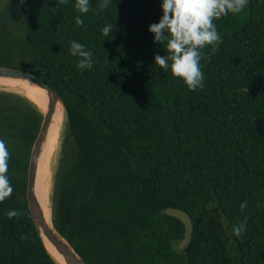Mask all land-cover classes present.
Returning a JSON list of instances; mask_svg holds the SVG:
<instances>
[{"label":"trees","instance_id":"16d2710c","mask_svg":"<svg viewBox=\"0 0 264 264\" xmlns=\"http://www.w3.org/2000/svg\"><path fill=\"white\" fill-rule=\"evenodd\" d=\"M103 3L92 0L80 26L76 0H0V68L40 77L68 114L55 228L87 264H264V0L215 21L222 43L203 50L206 79L196 92L156 65L167 54L149 31L161 0ZM73 41L93 53L92 70L78 68ZM43 122L27 97L0 91L14 188L0 203V264H58L27 197ZM169 208L193 220L187 254L185 226Z\"/></svg>","mask_w":264,"mask_h":264},{"label":"clouds","instance_id":"9594fccd","mask_svg":"<svg viewBox=\"0 0 264 264\" xmlns=\"http://www.w3.org/2000/svg\"><path fill=\"white\" fill-rule=\"evenodd\" d=\"M67 2V0H65ZM112 0H104L103 9L110 8ZM249 0H161L163 16L158 24H152L149 31L154 42L166 46V55H157L158 65L165 72L171 71L173 76L182 80L192 92L203 89L205 74L202 70L203 50L212 48L215 51L222 43V37L215 21L229 15L242 14ZM92 0H76V8L81 14L77 23L83 26L82 16L92 11ZM112 26L106 25L104 36H110ZM71 55L79 58L78 68L92 70L95 67L94 55L86 46L73 41ZM10 153L3 141H0V203L8 200L14 192L9 172ZM242 210L247 204L241 206ZM9 218L21 215L11 211ZM235 235L241 237L247 231L246 223L235 227Z\"/></svg>","mask_w":264,"mask_h":264},{"label":"water","instance_id":"95a60500","mask_svg":"<svg viewBox=\"0 0 264 264\" xmlns=\"http://www.w3.org/2000/svg\"><path fill=\"white\" fill-rule=\"evenodd\" d=\"M0 78L28 81L29 83L36 85L38 88H40L46 93V96L48 98L47 110L45 112L42 111L44 115V122L42 124V129L39 134V137L33 148L31 161H30V168L28 175V191H27L29 208L35 226L39 231V233L41 234L44 242H45L44 237H46L47 240L55 247L58 253L62 256L66 264H87L78 255V253L74 250V248L68 243V241L57 231V229L54 226V223H53L54 230L49 227L45 218V214L41 208V205L37 200L36 191H35L38 165L42 156L43 147L50 132L58 105L59 103H62L64 105V102L61 96L58 94V92H56L44 80L29 72L10 69V68H0ZM166 214L170 217L180 220L184 224L185 226L184 239L179 245V248L187 254L194 234V223L191 216L187 212L176 208L167 209ZM51 256L57 262V260L52 254Z\"/></svg>","mask_w":264,"mask_h":264},{"label":"bare ground","instance_id":"6f19581e","mask_svg":"<svg viewBox=\"0 0 264 264\" xmlns=\"http://www.w3.org/2000/svg\"><path fill=\"white\" fill-rule=\"evenodd\" d=\"M0 90L17 93L27 97L37 107L45 112L47 110L48 98L46 93L36 85L28 81L14 80L8 78H0ZM40 105V106H39ZM69 120L67 111L62 103H59L53 123L52 137L47 146L38 172L36 182V197L45 214L47 224L53 228L52 215V193L54 188V164L60 151L63 150V142L68 136ZM45 242L50 253L55 257L59 264H66L62 256L58 253L55 247L47 240Z\"/></svg>","mask_w":264,"mask_h":264},{"label":"rangeland","instance_id":"374dc122","mask_svg":"<svg viewBox=\"0 0 264 264\" xmlns=\"http://www.w3.org/2000/svg\"><path fill=\"white\" fill-rule=\"evenodd\" d=\"M0 91H3V90H0ZM3 92H8V91H3ZM8 93H12V92H8ZM15 94H17V93H15ZM21 96H22V95H21ZM68 132H69V130H68ZM69 136H70V133H68V136H66L65 140H66L67 138H69ZM62 152H63V150H62ZM62 152L60 151L58 157L56 158V162H55V164H54V174H55V172H56V170H57V168H58V163H59L60 158L62 157Z\"/></svg>","mask_w":264,"mask_h":264}]
</instances>
